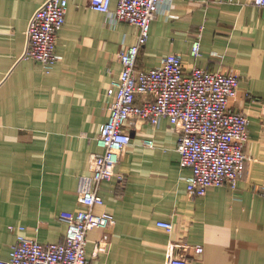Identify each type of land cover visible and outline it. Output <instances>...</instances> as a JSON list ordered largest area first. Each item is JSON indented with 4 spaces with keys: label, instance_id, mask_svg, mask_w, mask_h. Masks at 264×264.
I'll list each match as a JSON object with an SVG mask.
<instances>
[{
    "label": "crops",
    "instance_id": "0c3cea01",
    "mask_svg": "<svg viewBox=\"0 0 264 264\" xmlns=\"http://www.w3.org/2000/svg\"><path fill=\"white\" fill-rule=\"evenodd\" d=\"M46 2L0 0V261L11 258L21 233L42 244L64 240L60 214L83 207L79 179L92 174L91 156L102 152L97 136L110 117L119 54L139 35L137 26L112 23L88 0H70L59 61L47 72L23 57L30 21ZM199 37L196 60L191 47ZM173 53L183 55L187 70L240 76L229 108L249 120L244 176L235 189L226 184L191 196L192 171L180 166L177 150L182 128L138 120L128 127L132 144L118 168L125 183L115 177L100 184L104 205L94 212H110L115 224L88 233L89 264H165L170 241L190 246L191 264H264V7L249 0L165 2L139 66L154 68ZM162 220L172 223L171 233L158 226ZM102 240L108 247L96 252ZM195 246L204 248L200 257Z\"/></svg>",
    "mask_w": 264,
    "mask_h": 264
},
{
    "label": "built area",
    "instance_id": "2783aa9c",
    "mask_svg": "<svg viewBox=\"0 0 264 264\" xmlns=\"http://www.w3.org/2000/svg\"><path fill=\"white\" fill-rule=\"evenodd\" d=\"M113 1L117 2L115 10L111 8ZM173 1L88 0L93 10L104 13L112 23L126 22L139 29L137 42L119 54L122 72L108 90L110 117L97 136L102 152L91 156L92 174L79 179L77 195L83 207L60 214L67 226L64 240L42 244L21 233L12 248L11 258L0 264L90 263L86 252L88 233L95 229L108 230L115 224L110 212H94L97 206L104 205L99 194L100 184L115 177L121 184L125 183V175L118 168L132 144L128 127L136 126L138 120L159 127L167 119L182 128L177 150L181 156L180 166L192 171L188 184L191 196L204 197L210 187L226 184L235 189L243 178L248 159L244 148L249 141V120L244 113L229 108L230 101L238 96L240 76L211 72L200 66L187 70L180 53L163 57L154 68L139 66L152 21L165 2ZM249 1L256 7H264V0ZM69 2L47 0L29 24L23 57L40 63L47 72L59 61L56 48ZM191 56L196 60L202 56L200 37L192 43ZM144 145L154 148L155 141L145 140ZM157 224L169 233L173 231L168 221ZM107 247L108 242L102 240L96 252ZM193 249L196 257L204 252L202 246ZM189 250L188 244L170 241L165 264H191Z\"/></svg>",
    "mask_w": 264,
    "mask_h": 264
}]
</instances>
